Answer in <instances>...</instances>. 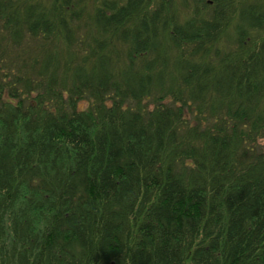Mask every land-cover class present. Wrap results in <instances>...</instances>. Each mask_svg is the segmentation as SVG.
Here are the masks:
<instances>
[{
	"label": "trees",
	"instance_id": "obj_1",
	"mask_svg": "<svg viewBox=\"0 0 264 264\" xmlns=\"http://www.w3.org/2000/svg\"><path fill=\"white\" fill-rule=\"evenodd\" d=\"M0 264H264V0H0Z\"/></svg>",
	"mask_w": 264,
	"mask_h": 264
}]
</instances>
